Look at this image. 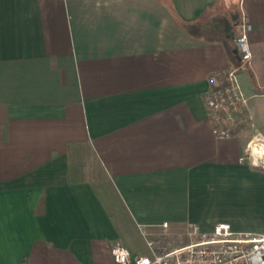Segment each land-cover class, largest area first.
Instances as JSON below:
<instances>
[{
	"label": "crops",
	"instance_id": "1",
	"mask_svg": "<svg viewBox=\"0 0 264 264\" xmlns=\"http://www.w3.org/2000/svg\"><path fill=\"white\" fill-rule=\"evenodd\" d=\"M240 13L246 125L216 140L204 97L239 65ZM252 137L264 0H0V264H113L164 223L264 235V172L238 163Z\"/></svg>",
	"mask_w": 264,
	"mask_h": 264
},
{
	"label": "built area",
	"instance_id": "2",
	"mask_svg": "<svg viewBox=\"0 0 264 264\" xmlns=\"http://www.w3.org/2000/svg\"><path fill=\"white\" fill-rule=\"evenodd\" d=\"M252 30L243 13L239 14L237 32L233 39L239 65L217 74L216 83L204 97V107L211 133L216 140L238 136L246 125L247 99L238 82V72L251 59L249 34ZM239 164L264 172V140L250 138ZM157 234L141 232L146 253L132 257L119 242L110 248L113 264H264V235L236 233L226 223L210 232L196 226L170 233L166 223Z\"/></svg>",
	"mask_w": 264,
	"mask_h": 264
},
{
	"label": "trees",
	"instance_id": "3",
	"mask_svg": "<svg viewBox=\"0 0 264 264\" xmlns=\"http://www.w3.org/2000/svg\"><path fill=\"white\" fill-rule=\"evenodd\" d=\"M169 12H170V14H171L175 19H177L178 22H179L178 17L175 15L174 11H173L171 8L169 9ZM235 23H237V21H236ZM234 53H235V52H234Z\"/></svg>",
	"mask_w": 264,
	"mask_h": 264
},
{
	"label": "rangeland",
	"instance_id": "4",
	"mask_svg": "<svg viewBox=\"0 0 264 264\" xmlns=\"http://www.w3.org/2000/svg\"><path fill=\"white\" fill-rule=\"evenodd\" d=\"M180 232V231H179Z\"/></svg>",
	"mask_w": 264,
	"mask_h": 264
}]
</instances>
